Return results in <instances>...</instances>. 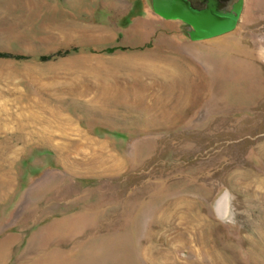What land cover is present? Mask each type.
Returning a JSON list of instances; mask_svg holds the SVG:
<instances>
[{
    "label": "rangeland",
    "instance_id": "374dc122",
    "mask_svg": "<svg viewBox=\"0 0 264 264\" xmlns=\"http://www.w3.org/2000/svg\"><path fill=\"white\" fill-rule=\"evenodd\" d=\"M188 1L0 0V264H264V0Z\"/></svg>",
    "mask_w": 264,
    "mask_h": 264
},
{
    "label": "bare ground",
    "instance_id": "6f19581e",
    "mask_svg": "<svg viewBox=\"0 0 264 264\" xmlns=\"http://www.w3.org/2000/svg\"><path fill=\"white\" fill-rule=\"evenodd\" d=\"M170 3V6L171 7H174L175 8V5L177 3L176 0L172 1L170 0L169 1ZM158 3H161V0H156V4ZM160 8V5L158 6ZM107 39H102V41H105ZM94 75H95V79L94 81H92L91 83H89V85L87 84L85 87H83L80 91H78V94L85 97V96H88L89 92H92L94 91V93H97L94 95L92 101H89L87 99H81V102L83 104H86L88 106H97V107H100V106H111V105H115V104H118V103H124V100H122L123 98H125L127 100V102L131 105V104H134L135 105H141L142 104V97L145 98V92L144 90H128L126 89L125 86H121L119 84H116L114 82H111V80H109L107 77L106 78H99L101 77L100 75L102 74L101 72L103 73H115L116 70L114 68H110V67H104L101 68V66H94V68L92 69ZM90 73V72H89ZM104 77V76H103ZM114 77V76H113ZM111 79V78H110ZM116 81V80H115ZM144 92V93H143ZM93 96V95H92ZM26 98V97H25ZM96 98V99H95ZM143 98V99H144ZM32 99V98H31ZM78 99V98H76ZM129 99V100H128ZM34 100V99H33ZM79 100V99H78ZM80 102V101H79ZM26 103V102H25ZM55 104V103H53ZM48 105V104H47ZM59 105V104H57ZM53 106V105H51ZM133 106V105H132ZM35 107V106H34ZM39 107V106H38ZM57 107V106H56ZM45 108V106H44ZM58 109V108H57ZM62 109V108H61ZM51 110V108L49 109ZM47 111V110H46ZM60 112V111H59ZM64 112V111H63ZM106 114V113H105ZM30 115V114H29ZM27 115V116H29ZM32 116V115H31ZM36 116V115H35ZM34 116V117H35ZM64 116V115H63ZM66 116V114H65ZM25 118V117H24ZM35 119V118H34ZM62 119V118H61ZM34 121V120H33ZM42 121V120H41ZM21 122V121H20ZM30 123V122H29ZM22 126V124L20 125ZM77 130V129H76ZM33 137V136H32ZM81 143V142H80ZM91 143V142H90ZM83 145V144H82ZM97 145V144H96ZM99 145V144H98ZM101 149V147H100ZM94 152V151H93ZM107 153V152H106ZM87 155V154H86ZM98 158V157H97ZM109 160V159H108ZM111 160V159H110ZM114 160V159H113ZM100 161V160H99ZM97 161V162H99ZM107 161V160H106ZM101 162V161H100ZM102 163V162H101ZM85 166V165H84ZM106 168V167H105ZM103 170V169H102ZM84 217H87V215ZM84 217H78V220H82L84 219ZM70 222L72 221V218L69 219ZM73 225L71 226V229L72 231H74L75 229V220L73 219ZM71 222V224H72ZM77 222V221H76ZM46 234H49L51 235V226L49 228H47V230L45 232H43V234H41V236H39L40 238H44ZM75 256L71 255L70 254V264H74V261H75ZM47 260V259H46ZM47 263H48V260H47ZM48 264H51L48 263Z\"/></svg>",
    "mask_w": 264,
    "mask_h": 264
},
{
    "label": "flooded vegetation",
    "instance_id": "af4514ba",
    "mask_svg": "<svg viewBox=\"0 0 264 264\" xmlns=\"http://www.w3.org/2000/svg\"><path fill=\"white\" fill-rule=\"evenodd\" d=\"M170 0H166V4L170 11H174L176 13L185 12L193 17L194 20L202 24L204 27L208 29H216L219 27V23L212 20V16L218 15L214 11L209 8H197L190 3L188 0H176L177 3L174 7H171L169 2ZM174 1V0H172ZM221 16V15H219Z\"/></svg>",
    "mask_w": 264,
    "mask_h": 264
},
{
    "label": "water",
    "instance_id": "95a60500",
    "mask_svg": "<svg viewBox=\"0 0 264 264\" xmlns=\"http://www.w3.org/2000/svg\"><path fill=\"white\" fill-rule=\"evenodd\" d=\"M212 20L219 23V29H225L227 26H229L232 22V19L229 17H223L219 15L212 16ZM216 28V29H217Z\"/></svg>",
    "mask_w": 264,
    "mask_h": 264
},
{
    "label": "clouds",
    "instance_id": "9594fccd",
    "mask_svg": "<svg viewBox=\"0 0 264 264\" xmlns=\"http://www.w3.org/2000/svg\"><path fill=\"white\" fill-rule=\"evenodd\" d=\"M224 222H231V209L229 211V215L224 217Z\"/></svg>",
    "mask_w": 264,
    "mask_h": 264
}]
</instances>
